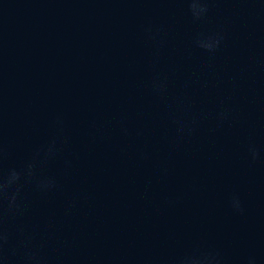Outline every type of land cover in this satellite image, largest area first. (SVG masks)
<instances>
[{
  "label": "water",
  "instance_id": "95a60500",
  "mask_svg": "<svg viewBox=\"0 0 264 264\" xmlns=\"http://www.w3.org/2000/svg\"><path fill=\"white\" fill-rule=\"evenodd\" d=\"M208 7L194 20L186 0H0L3 167L55 140L38 171L61 186H26L30 210L9 228L35 233L49 264H175L194 250L264 264V0ZM201 33L223 37L214 53ZM173 116L198 117L194 131Z\"/></svg>",
  "mask_w": 264,
  "mask_h": 264
},
{
  "label": "clouds",
  "instance_id": "9594fccd",
  "mask_svg": "<svg viewBox=\"0 0 264 264\" xmlns=\"http://www.w3.org/2000/svg\"><path fill=\"white\" fill-rule=\"evenodd\" d=\"M194 20H202L209 12L210 0H186ZM223 37L219 33L199 34L194 43L196 47L208 53H214L220 46ZM167 76L158 75L152 81L151 87L154 93L165 96L167 91ZM218 119H228L229 113L221 111ZM198 117L193 116L190 122L176 119L177 132L191 134L194 131L192 125ZM59 149L57 142L53 140L46 147L35 151L32 158L20 167H3L4 149L0 146V264H49V258L44 253L45 245L35 243V233L28 232L24 227H17L16 233L9 228V224L24 217L30 210V203L24 198V189L30 186L40 196H48L58 191L60 184L55 176L41 174L38 169L47 165L56 155ZM253 161L258 157L255 147H250ZM70 165V162H66ZM231 207L236 212H243L238 196L231 199ZM175 264H221V258L217 252L211 250H194L176 259ZM245 264H256L254 256L247 258Z\"/></svg>",
  "mask_w": 264,
  "mask_h": 264
}]
</instances>
